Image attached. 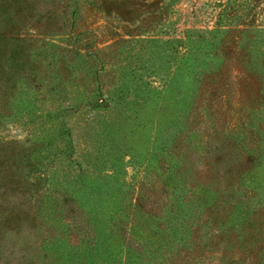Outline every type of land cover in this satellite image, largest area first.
<instances>
[{
	"label": "rangeland",
	"instance_id": "1",
	"mask_svg": "<svg viewBox=\"0 0 264 264\" xmlns=\"http://www.w3.org/2000/svg\"><path fill=\"white\" fill-rule=\"evenodd\" d=\"M0 142V264H264V0H0Z\"/></svg>",
	"mask_w": 264,
	"mask_h": 264
},
{
	"label": "trees",
	"instance_id": "2",
	"mask_svg": "<svg viewBox=\"0 0 264 264\" xmlns=\"http://www.w3.org/2000/svg\"><path fill=\"white\" fill-rule=\"evenodd\" d=\"M65 133V131H64ZM66 134V133H65ZM42 144L35 145L29 149H25L22 147H17L13 151V156L16 158V169L21 171L23 180L28 181L32 177H42L45 178V175L50 167V163L46 162V160L50 159V161L53 163L55 156L59 153H63L61 149L56 148V145H53V142L50 139H42ZM7 144L0 142V151L3 152L7 149ZM56 148V149H55ZM0 152V154H1ZM4 155V154H3ZM53 165V164H52ZM41 169V171H40ZM39 174V175H38ZM48 176V175H47ZM46 176V177H47ZM46 183L48 178L45 179ZM52 189L50 187H45V189H41L42 191L40 193V200H39V208L40 210L43 208L45 209L47 206V203L45 202L46 199H48L50 196V192ZM52 196V195H51ZM50 205V204H49ZM7 218V216H6ZM99 258V257H98Z\"/></svg>",
	"mask_w": 264,
	"mask_h": 264
}]
</instances>
